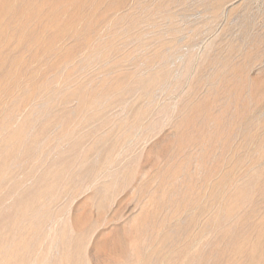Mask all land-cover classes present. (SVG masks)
Listing matches in <instances>:
<instances>
[{
    "label": "rangeland",
    "instance_id": "rangeland-1",
    "mask_svg": "<svg viewBox=\"0 0 264 264\" xmlns=\"http://www.w3.org/2000/svg\"><path fill=\"white\" fill-rule=\"evenodd\" d=\"M0 264H264V0H0Z\"/></svg>",
    "mask_w": 264,
    "mask_h": 264
}]
</instances>
